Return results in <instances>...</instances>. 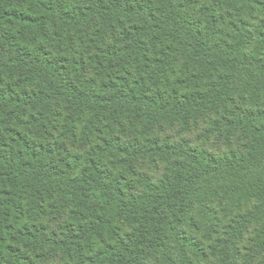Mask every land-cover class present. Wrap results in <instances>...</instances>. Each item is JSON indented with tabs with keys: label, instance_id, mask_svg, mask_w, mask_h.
Segmentation results:
<instances>
[{
	"label": "trees",
	"instance_id": "1",
	"mask_svg": "<svg viewBox=\"0 0 264 264\" xmlns=\"http://www.w3.org/2000/svg\"><path fill=\"white\" fill-rule=\"evenodd\" d=\"M0 264H264V0H0Z\"/></svg>",
	"mask_w": 264,
	"mask_h": 264
}]
</instances>
